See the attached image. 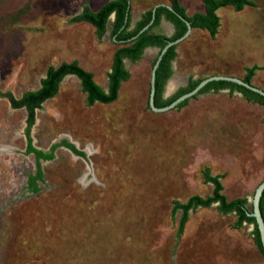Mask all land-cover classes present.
Listing matches in <instances>:
<instances>
[{"label": "rangeland", "instance_id": "obj_1", "mask_svg": "<svg viewBox=\"0 0 264 264\" xmlns=\"http://www.w3.org/2000/svg\"><path fill=\"white\" fill-rule=\"evenodd\" d=\"M110 0H0V95L19 99L41 87L51 66L78 61L109 89L108 75L122 47L108 30L99 38L89 23L71 22L85 7ZM187 14L205 12L203 0H180ZM238 12L218 10L216 37L193 29L177 47L174 74L162 97L173 98L199 79H244L264 90V0ZM170 0H131L134 29L145 12ZM152 33L168 37L165 19ZM159 48L138 62L117 101L89 106L80 80L68 76L57 97L36 111L33 145L46 153L64 140L86 154L58 146L42 161L44 182L31 191L36 158L27 154L28 112L0 96V264H264L252 224L215 204L191 212L182 236L175 201L212 196L205 171L222 176L228 200L247 199L264 182V105L239 92L210 91L184 107H150ZM176 86L169 89L170 82ZM8 159V160H7Z\"/></svg>", "mask_w": 264, "mask_h": 264}, {"label": "trees", "instance_id": "obj_2", "mask_svg": "<svg viewBox=\"0 0 264 264\" xmlns=\"http://www.w3.org/2000/svg\"><path fill=\"white\" fill-rule=\"evenodd\" d=\"M129 1L131 0H110L104 4L98 11H93L89 7H85L82 13L74 18L71 22L82 23L86 22L96 28L98 37L103 38L108 30V23L110 18L115 15V21L113 26V36L117 43L121 44L122 47L118 49L114 56L113 66L108 75L109 78V89L105 90L100 86L92 72L86 70L80 65L78 61L64 62L59 66L49 67L46 76L42 79L41 87L37 90L27 91L19 99L15 98L11 94L0 95L9 99L11 105L15 109L25 108L28 112V128L27 135L29 137L28 152L34 153L38 160V174L32 177L31 185L35 187L34 192H38L40 189L37 187V180H43L44 173L41 168L39 161H51L55 158V151L58 146H65L75 154L81 157H86V154L79 151L75 145L69 141L64 140L61 145H54L51 151L46 153L42 150L35 148L31 138L32 129L36 123V111L41 109L43 105L58 96L61 85L65 78L68 76L77 77L82 86V90L87 94V103L89 106H93L96 103L111 104L118 100L120 88L123 82L130 79L131 74L126 67V59L132 62H138L143 58L145 51L148 48H159L160 51L170 42L175 41L183 37L188 31L186 23L177 15L180 14L190 21L193 29H200L208 31L212 37H216L221 26V19L218 15V10L225 7H233L236 11L241 12L247 6H256L252 0H203L205 3V12L196 13L193 16L187 14L186 8L181 5L180 0H170L171 6L176 12L171 11L167 6H160L156 11V19L149 30L141 34L138 38L133 39L144 27L150 24L153 20V9L147 11L142 16V19L137 23L134 29H130L132 25V13L129 10ZM167 5V4H166ZM132 8V7H131ZM128 17V20H127ZM171 22L175 26V35L168 37L163 34L152 33L155 27L161 25L162 20ZM178 45L171 47L168 52L164 55V58L157 70V81H156V97L155 104L157 107H166L174 102L177 98L185 93L193 91L201 81L199 79L193 81L187 89H183L182 93L174 96L168 100H164L162 97L164 88L167 82L171 79L174 74L173 63L176 60ZM158 58V57H157ZM157 61V59H156ZM155 61V63H156ZM259 67L254 66L247 69V74L244 80L247 83H252V78L255 76L256 71ZM230 90L231 92H239L243 94L250 101L260 103L264 105V96L254 92L238 83L230 81H213L209 83L200 92L207 93L210 91H221ZM189 103V99L180 104L178 107H184ZM206 181L214 184L215 189L212 196L202 197L199 195L191 197L187 202L175 201L173 207V215L175 216L178 212H182L180 220L178 236H182L187 223L189 222L190 214L196 211L198 208L204 207L209 208L215 204L219 205V210L224 214H236L238 216L237 226H242L244 223L252 224L255 227L254 235L255 241L264 255V248L261 241V236L256 219L249 214L253 212L247 208V199H234L228 200L223 194V184L221 182L222 176H213L211 171L207 169L205 171ZM261 210L264 217V194L261 199Z\"/></svg>", "mask_w": 264, "mask_h": 264}, {"label": "water", "instance_id": "obj_3", "mask_svg": "<svg viewBox=\"0 0 264 264\" xmlns=\"http://www.w3.org/2000/svg\"><path fill=\"white\" fill-rule=\"evenodd\" d=\"M164 5L167 6L171 11H173L174 13L177 14V12L169 5H166V4L157 5L153 10L152 22L150 24H148L146 27H144L135 37H133V39L138 38L141 34H143L144 32H146L147 30L150 29V27L154 23V20L156 19V11H157L158 7L164 6ZM130 9H131V1H129V10ZM177 15L186 23V25L188 27V31L186 32V34L183 37H181L175 41H170L163 48V50H161L159 53V56H158L157 61L154 65V68H153L152 80H151V93H150V102L149 103H150V107L153 111H155V112H167V111H170L172 109L178 108V106L180 104H182L186 100L191 99V98L195 97L196 95H198L203 88H205L209 83H211L213 81H230V82L238 83V84H240V85L264 96V90L253 86L251 83H247L244 79H240V78H236V77H228V76H211V77L206 78L203 81H201L200 84L193 91L183 94L182 96L177 98L174 102H172L170 105H168L166 107H161V108L157 107L155 104V97H156V91H157V88H156L157 70L160 67V64L164 58V55L168 52V50L171 47H173L175 45H180L183 41H185L193 31V27H192V24L190 23V21L187 20L185 17H183L180 14H177ZM127 20H128V17H127ZM263 194H264V182L259 185V187L257 188V190L255 192V195L253 198V212L250 213L249 215L256 219V222H257V225L259 228V232H260V236H261L262 245L264 248V217H263L262 210H261V199H262Z\"/></svg>", "mask_w": 264, "mask_h": 264}, {"label": "flooded vegetation", "instance_id": "obj_4", "mask_svg": "<svg viewBox=\"0 0 264 264\" xmlns=\"http://www.w3.org/2000/svg\"><path fill=\"white\" fill-rule=\"evenodd\" d=\"M168 22H169V21H168ZM169 23H170L171 25L174 26V24H172L171 22H169ZM174 27H175V26H174ZM26 135H27V132H26ZM27 138H28V141H29V137H28V135H27ZM28 147H29V144H28V146H27V154H28V155H29V154H34V153H29V152H28ZM35 148H36V147H35ZM0 153H5V154H6V153H9V155H13V154H12V151H11V152H6L5 148H4V152H0ZM34 155H35V154H34ZM35 158H36V163H37V165H36V173H35V174H31L30 177H29V180H28V181H29V182H28V187H29V189H30L31 191H34V190H35V187L31 185V183H32V182H31V181H32L31 179H32V177L37 176L38 171H39V168H38V160H37L36 155H35ZM7 160H8V159H7ZM42 161H44V160L41 159V160L39 161V163L41 164V168H42V163H41ZM42 171H43V170H42ZM40 182L43 183V182H44V178H43V180H37L36 185H37L38 188H40V187H39Z\"/></svg>", "mask_w": 264, "mask_h": 264}, {"label": "bare ground", "instance_id": "obj_5", "mask_svg": "<svg viewBox=\"0 0 264 264\" xmlns=\"http://www.w3.org/2000/svg\"><path fill=\"white\" fill-rule=\"evenodd\" d=\"M176 86V80H173L172 82H170V85H169V89H173L174 87Z\"/></svg>", "mask_w": 264, "mask_h": 264}]
</instances>
